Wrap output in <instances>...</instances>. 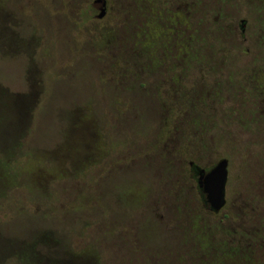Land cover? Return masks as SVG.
Instances as JSON below:
<instances>
[{"label":"rangeland","instance_id":"rangeland-1","mask_svg":"<svg viewBox=\"0 0 264 264\" xmlns=\"http://www.w3.org/2000/svg\"><path fill=\"white\" fill-rule=\"evenodd\" d=\"M2 45L0 264H264V0H0Z\"/></svg>","mask_w":264,"mask_h":264},{"label":"water","instance_id":"water-1","mask_svg":"<svg viewBox=\"0 0 264 264\" xmlns=\"http://www.w3.org/2000/svg\"><path fill=\"white\" fill-rule=\"evenodd\" d=\"M228 160H221L210 171L198 169L201 175V185L207 196V203L214 213H219L226 203V182L228 179Z\"/></svg>","mask_w":264,"mask_h":264},{"label":"flooded vegetation","instance_id":"flooded-vegetation-1","mask_svg":"<svg viewBox=\"0 0 264 264\" xmlns=\"http://www.w3.org/2000/svg\"><path fill=\"white\" fill-rule=\"evenodd\" d=\"M4 23V25H6V23L5 22H3ZM4 38H5V40H4V42H5V45H6V47L7 48H11L12 46H13V42H14V40L12 39V37L10 36V34H9V32H7L6 31V28H5V31H4ZM5 45H2V46H0V50H2V48H4V46ZM18 103H19V101H18ZM17 103V104H18ZM21 103V102H20ZM192 166H193V171H194V173H195V175H198L200 178H196L197 179V182L199 183V185H201V183H202V181H201V175H200V173L198 172V169H197V167L196 166H194L193 164H191ZM201 192H202V194L205 196V202L207 203V196H206V194L204 193V191H203V188H202V185H201ZM208 204V203H207ZM209 205V204H208Z\"/></svg>","mask_w":264,"mask_h":264}]
</instances>
